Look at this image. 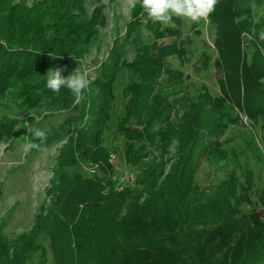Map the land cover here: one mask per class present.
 <instances>
[{
	"label": "trees",
	"instance_id": "16d2710c",
	"mask_svg": "<svg viewBox=\"0 0 264 264\" xmlns=\"http://www.w3.org/2000/svg\"><path fill=\"white\" fill-rule=\"evenodd\" d=\"M86 1L0 0V98L17 86L20 108L32 109L42 101L62 109L77 107L66 87L53 92L46 83L47 74L57 68L63 77L80 72V60L105 24L103 6L98 4L87 16ZM253 1L261 0H218L208 19L215 30L213 66L221 96L212 97L202 87L174 120L169 115L173 105L162 104L153 93L167 57L182 60L185 54L184 42H177L181 21L174 16V26L162 27L135 1L126 25V36H134L135 57L124 62L123 51L113 44L102 75L80 99L83 105L88 102L89 112L93 110L90 125L73 129L60 147L44 191L47 201L39 206L31 228L13 238L0 234V264H47L42 239L48 241L52 264H264V219L256 209L243 211L249 203L250 172L245 171L246 185L242 184L237 155L224 150L220 141L240 122L235 108L264 129V84L258 82L264 78V19L244 16ZM142 26L154 38L149 44L141 42ZM167 36L175 40L158 43ZM244 37L252 48L250 59ZM201 57L205 69L209 55L203 52ZM123 69L134 77L125 87L127 113L143 124L142 130L121 125L124 158L131 166L143 162V168L135 188L117 191L111 180L71 169L87 164L110 168L104 134ZM17 123L0 118V142L11 141ZM45 132L40 149L29 153L47 148L64 130ZM29 142L40 144L32 137ZM173 144L165 172L163 156ZM154 149L160 150L161 158ZM203 158L227 172L215 184L199 188L195 176ZM261 205L264 212V196Z\"/></svg>",
	"mask_w": 264,
	"mask_h": 264
},
{
	"label": "rangeland",
	"instance_id": "374dc122",
	"mask_svg": "<svg viewBox=\"0 0 264 264\" xmlns=\"http://www.w3.org/2000/svg\"><path fill=\"white\" fill-rule=\"evenodd\" d=\"M27 1L31 4L35 0ZM135 1L99 0L98 3L96 0L86 1L87 16L95 6L101 4L106 18L104 26L99 28L98 34L88 48L87 55L80 60L78 66L80 73H83L90 83L102 75V67L107 63L113 44H117L123 51L122 60L124 62H131L135 57V44L132 40L134 36H126V25L130 21V11ZM249 5L244 11V16L255 21L259 18L264 19V0L259 3L253 1ZM179 19L182 35L177 42H184L182 47L185 54L182 60L174 56L167 57L165 71L158 79L153 93V95L157 94V100L162 104L171 103L173 105L169 114L172 120L181 116L184 104L201 93L202 87H206L212 97L221 96L219 76L213 66V60L217 56L214 48L213 25L210 24L209 19L201 20L199 23H188L183 18ZM161 26H174V22L168 25L161 24ZM140 37L144 44H149L154 40L145 26L140 29ZM174 40V37L167 36L159 39L158 43L169 44ZM244 45L245 54L250 59L252 48L248 44L247 37H244ZM203 52L209 55L210 60L209 66L205 69L200 66ZM133 79L132 74L123 69L118 73L115 82L114 100L110 108L111 120L104 134V146L110 151V168L87 164L71 169V172L84 176L95 175L104 182L111 180L117 191H122L127 187L135 188L136 178L143 168V162H139L136 166L126 164L124 158L126 138L119 130L121 125L125 129L133 130H142L143 127L136 115L131 111L127 113L126 110L128 97L125 87ZM87 92L92 100L91 92ZM90 99L89 103H93L94 106L95 102ZM19 102L17 86L0 98V118L7 116L18 121L11 141L9 143L0 142V234L7 238H13L31 228L39 206L47 201L44 191L48 186L60 147L73 129L88 127L94 117L93 110L89 112L88 102L83 105L80 100L74 102L77 107L69 109L59 108L47 101H42L35 108L26 109L20 108ZM233 114L238 115L240 122L237 125H231L220 141L223 143L224 150L234 152L239 159L236 172L240 182L246 185L245 171H249L251 175L252 181L247 193L249 203L243 205V211L256 209L264 219L261 205V198L264 196V129L259 124H253L247 120L236 108ZM33 126L43 131L63 128V136L39 152L25 153L20 150V145L30 141L31 137L27 129ZM154 151L157 157L161 158L160 150L154 149ZM173 155L174 144L163 156L166 162L165 172L168 170L169 161ZM231 168L232 165L227 170ZM226 172V169H216L208 158H203L196 172L195 184L199 188L215 184L225 177ZM105 189L107 190L106 187ZM40 243L46 248L47 264H52L48 241L42 239Z\"/></svg>",
	"mask_w": 264,
	"mask_h": 264
},
{
	"label": "clouds",
	"instance_id": "9594fccd",
	"mask_svg": "<svg viewBox=\"0 0 264 264\" xmlns=\"http://www.w3.org/2000/svg\"><path fill=\"white\" fill-rule=\"evenodd\" d=\"M147 18L153 23L159 22L168 25L173 17L183 18L188 23H199L207 20L214 11L218 0H139ZM62 69L51 70L47 75L46 87L53 92H59L61 87H66L78 100L83 98V92L90 85V81L83 74L75 70L67 77L61 75ZM259 83L264 84V78ZM33 140H39L40 144L27 142L20 145V150L28 153L33 149H40L46 140V132L33 127L27 129ZM28 135V136H29Z\"/></svg>",
	"mask_w": 264,
	"mask_h": 264
}]
</instances>
